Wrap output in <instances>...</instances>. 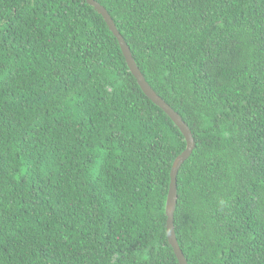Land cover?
Wrapping results in <instances>:
<instances>
[{
  "label": "trees",
  "instance_id": "1",
  "mask_svg": "<svg viewBox=\"0 0 264 264\" xmlns=\"http://www.w3.org/2000/svg\"><path fill=\"white\" fill-rule=\"evenodd\" d=\"M191 128L189 264H264V0H96ZM186 139L87 0H0V264H180Z\"/></svg>",
  "mask_w": 264,
  "mask_h": 264
},
{
  "label": "water",
  "instance_id": "2",
  "mask_svg": "<svg viewBox=\"0 0 264 264\" xmlns=\"http://www.w3.org/2000/svg\"><path fill=\"white\" fill-rule=\"evenodd\" d=\"M87 2L90 5L94 6V8L100 14H102L109 29L117 38L119 45L122 49L123 55L126 59L127 65L130 71L132 72V74L134 75V77L136 78L142 91L145 93L147 97H149L156 105L161 107L169 115V117L173 120V122L179 127V129L181 130V132L183 133L186 139V143H187L186 148L180 155L177 156L170 172L171 179H170L169 190L166 201V215H167L166 226H167V236L169 243L173 247V250L178 258L179 263L189 264L183 250L180 247L179 241L176 236V231L174 226V213L177 206V198H178V194H177L178 171L181 165L184 163V161L190 157L191 153L193 152L196 146V141L193 136L192 130L188 126V124L183 120L182 116L169 103H167L146 80L143 72L139 68L133 56L130 46L126 42L125 38L123 37L119 29L117 28V25L114 19L112 18L111 14L107 10V8L96 0H87Z\"/></svg>",
  "mask_w": 264,
  "mask_h": 264
}]
</instances>
